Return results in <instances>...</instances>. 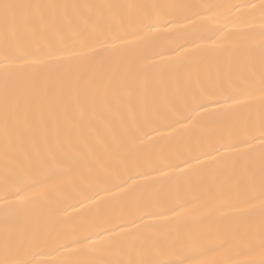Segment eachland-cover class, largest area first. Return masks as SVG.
<instances>
[{
  "label": "snow or ice",
  "instance_id": "snow-or-ice-1",
  "mask_svg": "<svg viewBox=\"0 0 264 264\" xmlns=\"http://www.w3.org/2000/svg\"><path fill=\"white\" fill-rule=\"evenodd\" d=\"M0 264H264V0H0Z\"/></svg>",
  "mask_w": 264,
  "mask_h": 264
},
{
  "label": "bare ground",
  "instance_id": "bare-ground-1",
  "mask_svg": "<svg viewBox=\"0 0 264 264\" xmlns=\"http://www.w3.org/2000/svg\"><path fill=\"white\" fill-rule=\"evenodd\" d=\"M159 2L162 3H167V2H192V3H200V2H205V0H159ZM71 211V209L69 210ZM52 257L49 255H44L39 257V259L41 260H47V259H51Z\"/></svg>",
  "mask_w": 264,
  "mask_h": 264
}]
</instances>
